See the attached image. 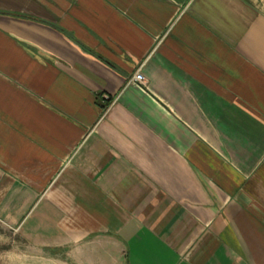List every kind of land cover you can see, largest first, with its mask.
<instances>
[{"label":"crops","instance_id":"crops-1","mask_svg":"<svg viewBox=\"0 0 264 264\" xmlns=\"http://www.w3.org/2000/svg\"><path fill=\"white\" fill-rule=\"evenodd\" d=\"M0 264H264V0H0Z\"/></svg>","mask_w":264,"mask_h":264},{"label":"built area","instance_id":"built-area-1","mask_svg":"<svg viewBox=\"0 0 264 264\" xmlns=\"http://www.w3.org/2000/svg\"><path fill=\"white\" fill-rule=\"evenodd\" d=\"M130 83L143 85L144 84V77L139 70L135 71L134 74L129 79Z\"/></svg>","mask_w":264,"mask_h":264}]
</instances>
